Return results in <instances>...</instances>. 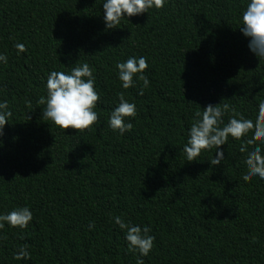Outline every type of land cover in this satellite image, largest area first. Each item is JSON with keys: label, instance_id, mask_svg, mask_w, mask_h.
Wrapping results in <instances>:
<instances>
[{"label": "trees", "instance_id": "obj_1", "mask_svg": "<svg viewBox=\"0 0 264 264\" xmlns=\"http://www.w3.org/2000/svg\"><path fill=\"white\" fill-rule=\"evenodd\" d=\"M247 2L164 0L105 30L103 0H0V100L12 112L0 136V213L28 206L33 216L0 229V264H136L114 216L150 227L144 264H264V180L243 179L241 141L229 138L217 167L215 149L193 162L183 154L205 106L224 100L254 118L264 98V59L238 29ZM133 56L146 59L149 84L125 90L115 65ZM77 62L99 93L98 121L79 134L42 119L38 103L49 72ZM119 93L136 105L123 135L106 123ZM24 245L30 258L15 260Z\"/></svg>", "mask_w": 264, "mask_h": 264}, {"label": "clouds", "instance_id": "obj_2", "mask_svg": "<svg viewBox=\"0 0 264 264\" xmlns=\"http://www.w3.org/2000/svg\"><path fill=\"white\" fill-rule=\"evenodd\" d=\"M164 0H103V22L105 30L118 29L122 19H127L147 13L150 9H160ZM248 39V48L259 60L264 59V0H248L241 14L238 28ZM18 52L24 51V45L16 43ZM7 57L0 54V64H6ZM70 71H51L46 77V96L41 97L39 104L44 105L42 119L65 131L73 129L78 132L90 131L98 121L94 111L99 100L95 90V77L92 68L86 62L75 63L68 67ZM120 87L127 90L135 87L136 81H143L147 87L149 80L144 74L148 63L143 56L129 57L124 62L115 65ZM143 88L138 95H143ZM208 104L202 111L196 113V118L187 130V141L183 154L187 162L196 161L202 151L215 149L214 156L208 161L210 166H220L225 160L222 146L227 145L229 138L241 141L239 151L245 153L243 159L246 171L242 173L244 180L258 177L264 180V98L256 106L254 118L236 114L230 105L223 103ZM233 111L227 122L223 120L226 112ZM12 112L6 100H0V136H3L4 126ZM136 115V105L124 99L123 93L118 94V104L111 110L106 123L109 129L120 135L133 127L130 118ZM223 125V126H221ZM243 138V139H242ZM248 145L253 147L248 148ZM33 219L28 206L16 207L6 213H0V229L6 225L10 228L24 229ZM113 222L124 233V240L130 252L137 253L136 264H144L143 257L149 255L154 247L155 237L150 235L147 225L125 222L120 216H114ZM88 227H94L92 222ZM15 260L30 258L27 245L21 246L15 253Z\"/></svg>", "mask_w": 264, "mask_h": 264}]
</instances>
